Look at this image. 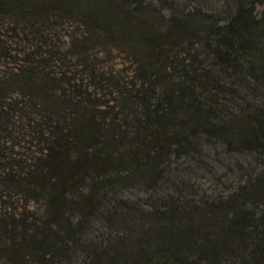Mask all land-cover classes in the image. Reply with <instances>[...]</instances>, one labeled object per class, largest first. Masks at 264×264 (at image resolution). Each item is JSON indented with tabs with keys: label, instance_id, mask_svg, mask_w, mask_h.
Returning a JSON list of instances; mask_svg holds the SVG:
<instances>
[{
	"label": "trees",
	"instance_id": "16d2710c",
	"mask_svg": "<svg viewBox=\"0 0 264 264\" xmlns=\"http://www.w3.org/2000/svg\"><path fill=\"white\" fill-rule=\"evenodd\" d=\"M0 264H264V0H0Z\"/></svg>",
	"mask_w": 264,
	"mask_h": 264
},
{
	"label": "rangeland",
	"instance_id": "374dc122",
	"mask_svg": "<svg viewBox=\"0 0 264 264\" xmlns=\"http://www.w3.org/2000/svg\"><path fill=\"white\" fill-rule=\"evenodd\" d=\"M259 9H261V7H259ZM93 61L96 62L99 69H114L117 74L121 73L120 70L127 71L129 67L128 63H126L125 56L119 53L118 50L108 51L106 48L100 46L96 50V57L93 58ZM206 186L209 187V183H207ZM209 189H213V185L210 186Z\"/></svg>",
	"mask_w": 264,
	"mask_h": 264
}]
</instances>
